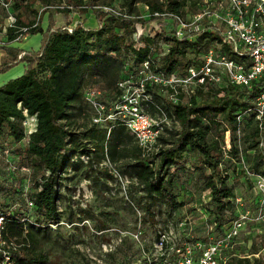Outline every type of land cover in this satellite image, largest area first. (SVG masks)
Instances as JSON below:
<instances>
[{
  "label": "trees",
  "instance_id": "1",
  "mask_svg": "<svg viewBox=\"0 0 264 264\" xmlns=\"http://www.w3.org/2000/svg\"><path fill=\"white\" fill-rule=\"evenodd\" d=\"M4 1L9 3L8 11L15 21L6 27L7 40L0 45L6 56L0 61V73L21 62L25 65L20 75L0 85V152L8 150L9 161L27 167L29 175L0 168V210L4 213L0 264H45L49 255L39 236L56 231L64 220L57 205L62 174L70 169L84 170L94 183L108 189L111 182L117 181L102 165L105 159L131 184L139 186L148 203L147 211L152 202L167 211L164 218H156L152 224L151 248L158 229L167 230L170 224L175 228L178 222H186V231L180 235L188 241L206 242L209 236L222 235L237 216L233 182L241 175L249 177L242 169L240 152L244 153L248 171L264 175L258 144L264 132H260L251 110L264 85V73L249 86L223 79L216 84H197L189 94L180 89L176 101L169 98V88L147 83L144 89L150 98L143 103L145 111L153 118L170 121L155 147L148 151L119 120L92 122L85 98L86 89L97 87L101 95L115 101L122 95L119 81L139 80L144 61H149L152 72L164 76H185L209 49L239 61L222 41L217 26L209 24L200 33L177 38L172 35L173 23L154 15L186 16L197 11L203 0ZM54 13L62 14L64 26L72 25L73 14H78L79 19L69 32L64 26H54ZM44 14L45 29L41 26ZM85 14L94 17L95 27L84 25L81 16ZM5 15H0V24ZM158 19L157 30L148 34L145 25ZM136 24L144 31L135 41L132 33ZM36 33L41 34L36 50L24 51L9 45ZM29 115L36 116V129L27 135L23 121ZM79 118L86 121L80 122ZM171 122L179 128L173 130ZM226 131L228 150L223 149ZM237 133L242 147L237 143ZM82 156L87 157L86 162ZM180 195L187 202L178 200ZM196 195L198 201H194ZM26 198L31 207H27ZM251 201L256 205L258 196ZM183 205L188 208L179 213ZM104 228L103 225L100 230ZM250 245L249 254L253 256L258 252L257 244L252 241ZM228 255L226 264H264L259 257L253 256L250 261L248 254H236L234 247ZM140 264H145L143 256Z\"/></svg>",
  "mask_w": 264,
  "mask_h": 264
},
{
  "label": "built area",
  "instance_id": "2",
  "mask_svg": "<svg viewBox=\"0 0 264 264\" xmlns=\"http://www.w3.org/2000/svg\"><path fill=\"white\" fill-rule=\"evenodd\" d=\"M0 5L9 10L8 2L0 0ZM198 6L197 11L189 12L186 16L159 12H154V15L172 22L174 30L172 35L177 38L200 33L207 29L209 24L220 26L218 29L222 41L231 47V50L237 54L240 60L229 59L225 54L216 55L213 49H209L200 58L198 66L194 65L187 69L185 76H164L161 73L152 72L149 61H144L139 70V74H142L139 80H135L133 83L130 79L119 81L118 86L122 90V95L115 101L110 103L101 101L99 99L100 91L90 88L85 90V98L95 110L92 122L103 124L119 120L144 150H152L157 144V138L163 134L165 126L169 125V121L165 117L153 118L145 111L143 103L150 98L144 89L147 83L159 84L169 88L171 90L168 93L169 98L176 101L180 89L189 94L193 86L197 84L206 82L216 84L221 83L223 79L229 83L249 86L252 80L264 73V0H220L216 2L203 0L198 3ZM14 21V15L8 11L0 27L5 32L6 27L13 26ZM64 28L69 32L72 30L71 25L64 26ZM21 30L25 31L26 28ZM143 31V26L136 24V29L132 33L133 39L136 41ZM21 38L24 39L25 37ZM251 110L257 120L260 132H264V85L255 97ZM237 119L240 120L241 116L238 115ZM23 126L27 135L35 131L36 116H26ZM258 144L264 160L263 136L259 137ZM229 147V132L226 131L223 149L228 150ZM9 154L8 150L0 152V158L3 157V160L8 164L6 169L10 172L23 170L22 174L27 177L29 169L9 161ZM224 156L227 157V154L224 153ZM82 160L86 162L87 157L82 156ZM241 163L244 172L248 176L255 177V186L258 188L259 197L263 202L264 175L248 171L243 162ZM102 165L109 170L117 182H120L126 192L128 183H130L129 179L120 174L108 159H105ZM27 189L28 183L23 192L26 193ZM234 202L237 208V216L230 221L228 228L222 235L216 238L209 236L206 242L183 239L180 233L186 231L184 229L186 222H178L175 225L176 229L171 224L167 230L158 229V237L152 243V248L145 250L143 246L141 247L145 264H226L229 257L228 252L234 247L235 239L239 236L246 220L250 221L246 218L243 209V198L236 196ZM9 204L13 209L17 206L12 201H9ZM26 205L27 207L32 206L28 198H26ZM186 221L190 224L189 217H186ZM3 222L4 213L0 210V244H2ZM211 228L210 226L208 229ZM139 234L140 231L135 234V237L138 238ZM187 235L191 237V232L189 234L187 232ZM253 256L258 258L260 252L253 254Z\"/></svg>",
  "mask_w": 264,
  "mask_h": 264
},
{
  "label": "rangeland",
  "instance_id": "3",
  "mask_svg": "<svg viewBox=\"0 0 264 264\" xmlns=\"http://www.w3.org/2000/svg\"><path fill=\"white\" fill-rule=\"evenodd\" d=\"M7 12L8 10L2 7L0 15L3 16ZM25 17H28L27 14ZM71 19V26H73L79 19L78 14H73ZM81 19L85 26H90L93 20L89 14L82 15ZM42 20V26H45L47 14ZM53 20L55 27L65 25L64 17L60 13H54ZM159 21L148 22L145 25L146 32L150 35L153 34L157 30ZM218 27L220 28V26ZM38 37L39 33H36L29 35L28 39L26 37L21 38L19 43L14 41L9 45L13 47L32 45L35 38ZM26 39L27 41H24ZM6 40V34L0 27V45H4ZM1 51L0 61L6 57ZM21 63H18L19 66L16 64L17 66L14 65L0 73V80L20 75L22 72L18 71ZM90 89L102 93V90L97 87ZM99 99L108 103L111 102L103 95H100ZM88 107V115L92 118L95 110L89 104ZM144 109L146 110V107ZM149 113L156 116L155 112L149 111ZM79 121L86 120L79 118ZM170 126L173 130L179 128L178 124H173V122ZM237 138V143L242 147L243 144L239 140L238 133ZM240 156L244 167H247L244 153L240 152ZM228 163L230 162L228 161ZM7 166V162L1 157L0 168L6 169ZM22 171L19 173L24 175ZM62 175L61 185L58 188L60 197L57 205L64 220L56 231L39 236L42 247L49 255L45 264H140L142 260L141 247L151 248L154 237L152 224L156 218H164L163 214L167 212L164 206L152 202L148 205L149 210L147 211L148 203L142 198L143 193L139 186H134L133 183H128L129 187L125 192L120 182H116V184L111 182L108 189H105L100 183H94L91 177L88 178L84 170L74 172L70 169ZM194 176H196L197 185H200L201 179L198 172ZM244 179L246 180L243 181ZM233 185L235 195L243 198V209L246 218L250 220L249 222L246 220L239 236L235 239V252L238 255L248 254L250 261H252L254 257L249 254L250 244L255 241L258 252H260L259 258L264 259V244L262 245L264 242V201L262 202L259 197L260 193L255 186V177L245 178L241 175L234 180ZM255 195L258 196V203L253 205L251 199ZM178 200L187 202L182 195L178 196ZM198 200L199 195H196L194 201ZM185 208L188 206L183 205L178 212L182 213ZM151 215L155 217L151 218ZM103 225L106 228L100 230ZM251 226H255V228H251ZM138 231L140 234L136 238L135 234Z\"/></svg>",
  "mask_w": 264,
  "mask_h": 264
},
{
  "label": "crops",
  "instance_id": "4",
  "mask_svg": "<svg viewBox=\"0 0 264 264\" xmlns=\"http://www.w3.org/2000/svg\"><path fill=\"white\" fill-rule=\"evenodd\" d=\"M44 15H45V14H44ZM44 15H43V17H44ZM42 19H43V18H42ZM90 19H91V18H90ZM92 19H93V20H92L91 25H90L89 27H95V25H96V22H95L94 17H93ZM42 24H43V20H42L41 26H42ZM46 26H47V20H46V22H45V26H42V28L45 29ZM26 38L28 39L29 36H26ZM27 39L24 40V41H27ZM40 39H41V35L39 34V37H38V38H35L34 43H33L32 45H27V46H24V47H23V46L18 47V46L16 45V46H14V47L19 48V49L24 50V51L36 50V49L39 48ZM18 43H19V42H18ZM1 52L4 54L3 51H1ZM20 65H21V66H20L18 72H23V70H24V65H25V64H24V63H21ZM16 66H17V65H16ZM18 66H19V64H18ZM10 78H12V77H9V78H3L2 80H0V85H2L4 82H6V81H7L8 79H10Z\"/></svg>",
  "mask_w": 264,
  "mask_h": 264
}]
</instances>
